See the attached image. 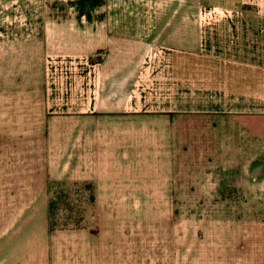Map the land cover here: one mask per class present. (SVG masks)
<instances>
[{"label":"crops","instance_id":"0c3cea01","mask_svg":"<svg viewBox=\"0 0 264 264\" xmlns=\"http://www.w3.org/2000/svg\"><path fill=\"white\" fill-rule=\"evenodd\" d=\"M121 5L104 37L92 27L90 39L0 50V264H146L113 259L134 232L110 227V205L264 197V0ZM26 46L42 60L41 88L28 55L9 73ZM65 180L88 214L51 229L47 185ZM35 198L46 206L37 239ZM101 232L121 238L99 244ZM242 235L208 247L205 264H264V229Z\"/></svg>","mask_w":264,"mask_h":264},{"label":"rangeland","instance_id":"374dc122","mask_svg":"<svg viewBox=\"0 0 264 264\" xmlns=\"http://www.w3.org/2000/svg\"><path fill=\"white\" fill-rule=\"evenodd\" d=\"M110 1L115 3V6H111ZM161 1L173 3L180 0ZM126 2L127 0H104L102 4L91 6L88 0H0V50L7 43H21L25 39L32 40L33 49L41 45V39H63V36L65 39H74L75 35H85L90 39L95 31H91L92 27L98 29L99 37H104L107 34V25H111L109 21L114 13L113 7ZM196 3L197 1H193V4ZM120 9L122 7L117 10ZM127 17V11L123 10L121 19ZM130 17L132 20L134 14ZM134 30H138L136 24ZM16 51L21 49L18 47ZM22 51L25 58L21 53L17 62L12 61L8 68L9 73L24 70L25 66L21 62H25L28 55L33 62L35 88H41L44 76L42 60L37 58L36 53L31 55L29 51L34 50L28 46ZM40 176L35 174V183ZM66 176H72V173H67ZM63 182L52 181L47 185L51 195V229L79 226L88 214L85 205L74 203L72 187L67 184L68 181ZM241 190L246 192L242 198L227 196L222 202L205 201L211 198L198 196L186 198L190 199L189 202L171 205H110V215L113 214L117 219L110 227H126L134 232L127 237L131 250L127 252L124 249L118 253L119 257L114 256L113 259H145L146 264H205L208 247L210 249L217 244L223 247L244 243V236H237L238 232L243 234L248 229H264V197L249 195L251 189L248 188ZM45 213V204L41 198H35V239L38 238L40 222ZM127 214L129 220H125ZM96 226L100 227L102 223L98 221ZM120 238L115 233L107 237L101 232L98 243L101 244L105 240L116 243ZM256 239V243L263 242L260 236ZM230 254L223 252L226 258H229Z\"/></svg>","mask_w":264,"mask_h":264},{"label":"trees","instance_id":"16d2710c","mask_svg":"<svg viewBox=\"0 0 264 264\" xmlns=\"http://www.w3.org/2000/svg\"><path fill=\"white\" fill-rule=\"evenodd\" d=\"M84 2V0H82ZM104 0H88L91 3V6L102 4Z\"/></svg>","mask_w":264,"mask_h":264}]
</instances>
